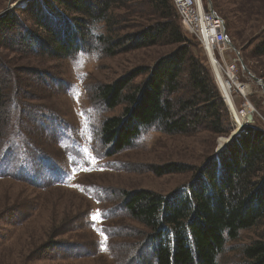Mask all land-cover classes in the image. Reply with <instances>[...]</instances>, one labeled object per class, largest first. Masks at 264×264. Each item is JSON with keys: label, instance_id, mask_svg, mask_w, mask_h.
Instances as JSON below:
<instances>
[{"label": "rangeland", "instance_id": "rangeland-1", "mask_svg": "<svg viewBox=\"0 0 264 264\" xmlns=\"http://www.w3.org/2000/svg\"><path fill=\"white\" fill-rule=\"evenodd\" d=\"M28 1L0 0V15L24 8ZM211 2L231 25L227 35L232 48L227 55L239 56V80L249 86V99L257 109L252 116L264 123V56L253 55L264 37V23L239 20L233 0ZM135 4L115 11L111 33L99 24L100 30L91 32L69 57L37 54L41 48L36 43L35 54L0 47V64L10 61L12 68L31 71L24 77L33 72L43 83L34 99L23 101L18 86L8 81L0 109V150L11 140L10 155L6 150L0 155V171L10 173L0 175V264H152L147 229L125 209L126 193L148 189L169 195L181 189L237 131L227 105L234 126L228 135L167 134L152 126L122 151L104 142V121L124 117L126 105L109 109L99 98V88L138 68L152 67L176 48L164 42L131 46L132 34L155 22L147 9ZM23 24L38 30L32 21ZM100 36H110V44L100 42ZM187 36L213 75L201 44ZM144 78L140 75L135 83ZM174 164L184 168L165 175L156 172ZM263 236L264 222L242 230L236 240L227 242L219 264H241L244 247Z\"/></svg>", "mask_w": 264, "mask_h": 264}, {"label": "trees", "instance_id": "trees-1", "mask_svg": "<svg viewBox=\"0 0 264 264\" xmlns=\"http://www.w3.org/2000/svg\"><path fill=\"white\" fill-rule=\"evenodd\" d=\"M131 3L144 7L155 19L151 26L132 34L131 46L144 48L164 42L176 48L152 67L138 68L117 83L99 88V98L109 109L126 105L124 117L104 121V142L119 152L152 126L167 134L210 131L228 135L234 126L227 104L208 64L194 53L196 44L183 30L172 0H29L24 8L0 15V47L29 54L35 52L36 43L41 48L37 54L69 57L81 49V41L91 32L100 30L99 24L111 33L115 11L128 9ZM233 3L239 20L264 23V0ZM28 21L38 30L23 24ZM226 27L231 29L227 20ZM99 40L110 44L111 37L100 36ZM253 55L264 56V37ZM9 62L0 64V109L7 99L8 81L15 82L23 101L34 99L38 87L43 88L35 73L24 77L31 71L12 68ZM140 75L145 78L135 83ZM10 141L0 153L7 151ZM183 168L174 164L156 168V172L165 175ZM1 174L10 173L5 170ZM124 206L147 229L152 264H219L228 241L264 222L263 121L252 116L246 130L181 189L169 195L138 189L126 193ZM241 264H264V236L244 247Z\"/></svg>", "mask_w": 264, "mask_h": 264}, {"label": "built area", "instance_id": "built-area-1", "mask_svg": "<svg viewBox=\"0 0 264 264\" xmlns=\"http://www.w3.org/2000/svg\"><path fill=\"white\" fill-rule=\"evenodd\" d=\"M172 1L184 30L201 44L208 56L215 82L230 109L237 130L244 132L249 125L250 117L257 109L249 99V86L239 80V56L227 55V51L232 47L228 41L226 20L204 0ZM215 66L220 69L221 78ZM225 81L230 84L229 95L224 89ZM238 99L241 100V105L238 104Z\"/></svg>", "mask_w": 264, "mask_h": 264}, {"label": "water", "instance_id": "water-1", "mask_svg": "<svg viewBox=\"0 0 264 264\" xmlns=\"http://www.w3.org/2000/svg\"><path fill=\"white\" fill-rule=\"evenodd\" d=\"M208 2H209V3L211 4V6H212V2H211V0H208ZM228 41H229L230 44H231V41H230L229 37H228ZM238 53H239V51H238ZM241 63H242L243 68H244L246 71H249L248 67L243 63L242 60H241ZM249 72H250V71H249ZM253 78L261 84L262 81H261L259 78H257V77L254 76V75H253ZM240 134H241V131H240V130L235 131L230 137H228V139H227L225 145H223V147H222L221 149H224L228 144H230V143H231L236 137H238Z\"/></svg>", "mask_w": 264, "mask_h": 264}, {"label": "bare ground", "instance_id": "bare-ground-1", "mask_svg": "<svg viewBox=\"0 0 264 264\" xmlns=\"http://www.w3.org/2000/svg\"><path fill=\"white\" fill-rule=\"evenodd\" d=\"M215 68H216V72H217V74L220 76V78L222 77V74H221V72H220V69L218 68V66H215ZM224 89H225V91H226V93L229 95L230 94V84L228 83V82H226L225 81V84H224Z\"/></svg>", "mask_w": 264, "mask_h": 264}, {"label": "snow or ice", "instance_id": "snow-or-ice-1", "mask_svg": "<svg viewBox=\"0 0 264 264\" xmlns=\"http://www.w3.org/2000/svg\"><path fill=\"white\" fill-rule=\"evenodd\" d=\"M96 218H97V216H96V215H94V216H93V219H96Z\"/></svg>", "mask_w": 264, "mask_h": 264}]
</instances>
